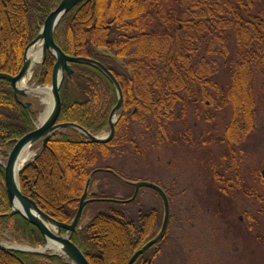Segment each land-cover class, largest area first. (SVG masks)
Returning <instances> with one entry per match:
<instances>
[{
	"label": "trees",
	"instance_id": "16d2710c",
	"mask_svg": "<svg viewBox=\"0 0 264 264\" xmlns=\"http://www.w3.org/2000/svg\"><path fill=\"white\" fill-rule=\"evenodd\" d=\"M60 2L0 0V73H19L26 47ZM53 39L66 56L100 63L115 78L123 97L109 143H87L82 135L67 129V134L53 135L38 157L20 171L21 193L60 223L69 224L74 218L90 173L111 170L98 167L99 158L111 156L130 123L145 125L156 132L158 140H165L167 125L162 123L176 118L175 106L183 107L186 101L197 106L215 98L204 106L229 108L224 132L228 145L240 143L254 127L255 94L259 91L264 97V0H84L60 20ZM54 65L55 59L47 54L36 83L50 85ZM220 65L229 74L222 89L211 81ZM70 68L72 73L65 76L59 90L57 123L75 124L98 135L108 129L116 91L97 69L78 64ZM35 117L33 110L16 102L10 84L0 80V155L5 157L16 140L34 130ZM99 177L116 179L109 173H96L92 186ZM92 204L102 209L77 228L71 242L89 264H127L145 242L138 225L128 223L123 212L125 206L136 209L135 202ZM10 211L0 164V240L44 246L40 232L20 215L8 216ZM144 254L134 264H142ZM0 264L65 263L55 256L0 249Z\"/></svg>",
	"mask_w": 264,
	"mask_h": 264
},
{
	"label": "rangeland",
	"instance_id": "374dc122",
	"mask_svg": "<svg viewBox=\"0 0 264 264\" xmlns=\"http://www.w3.org/2000/svg\"><path fill=\"white\" fill-rule=\"evenodd\" d=\"M38 73L39 66L35 76ZM34 78L26 88L41 86ZM211 79L224 88L229 81L227 68L220 65ZM27 94L24 101L33 104L37 126L46 105L41 98ZM213 99L197 106L186 101L184 112L182 105L175 106L176 118L162 123L167 125L165 140H158L156 132L145 125L130 123L111 156L99 158L98 167H108L126 181L156 182L167 191L169 220L154 264H264V97L259 91L255 94L254 127L234 146L224 136L230 110L205 107ZM107 133L105 129L98 136ZM39 150L40 144L31 148L33 157L25 165ZM9 153L0 155V164L6 163ZM93 187L108 200L129 198L133 191L113 178L99 177ZM141 190L145 191H140L134 205L147 202L159 209V202L145 198L150 191ZM98 206L91 204L84 220L102 209ZM123 209L128 220L138 221L133 206Z\"/></svg>",
	"mask_w": 264,
	"mask_h": 264
},
{
	"label": "water",
	"instance_id": "95a60500",
	"mask_svg": "<svg viewBox=\"0 0 264 264\" xmlns=\"http://www.w3.org/2000/svg\"><path fill=\"white\" fill-rule=\"evenodd\" d=\"M84 0H61V2L56 6V8L49 13L46 19L43 22L42 27L40 28V32L37 37L26 47L23 57V65L19 71V73L15 76H9L3 73H0V80L7 81L13 91L14 99L18 104L23 106L25 110H29L31 104L23 103L20 99H25L28 94V90L19 88V84L25 77L26 73L29 69V62L26 59L27 51L34 44L41 42L42 44V59L39 67L44 63L47 54H50L55 59V65L53 67L51 73V83L48 86H40L36 88H48L50 90L51 99H52V109L43 122V124L39 127H35L34 130L21 139L17 140L14 146L12 147L6 161V165L4 167V182H5V190L7 194V198L10 204L11 211L8 216L12 215H20L23 217L28 223L33 225L41 234L44 239L45 246L38 249H32L28 247H21L16 245H8L0 241V249L7 250L11 252L23 253V254H31V255H46V249L48 242H52L58 246L59 253H55L53 250L51 251V256H56L61 259H66L71 264H89L80 250L69 240L68 235L75 233V228L81 218L83 208L92 202H109L115 201L119 202V200H107V199H86L88 188L90 184V180L94 174L100 172H106L112 174L115 178L120 179L118 175H116L113 171L97 169L90 173L86 185L84 188L83 195L80 198V202L78 205L77 212L70 224L59 223L50 216L46 215L42 210H40L36 203L24 196L19 188L18 184V173L15 175L14 167L16 166L21 151L26 146H35L38 143H41V148L44 149L46 147L49 139L56 133L65 129H71L82 135L87 143L91 144H106L109 143L115 134L114 124L117 120L116 115L122 110L123 105V97L121 89L112 76V74L104 68L100 63L82 58V57H68L66 56L54 43L53 34L54 30L57 27L60 20L77 4ZM71 64L78 65H87L93 67L100 71L105 77L109 79L112 83L116 94H117V103L111 110L108 117V133L103 135L102 137L97 135H92L88 133L86 130L75 124H57V120L60 114V97L59 90L61 84L65 78V76H69L72 71L70 68ZM35 88V89H36ZM261 176L264 179V166L261 171ZM126 184L132 186L134 188V195L129 200L133 201L136 193L140 188H146L155 191L162 199L163 203V222L162 227L156 237L150 242L146 243L141 249H139L129 260L127 264H133V262L142 254H144L151 246L157 244L164 237V233L167 227L168 218H169V205L167 198L164 192L155 186L154 184L148 182H129L124 181ZM96 194H91V196H95ZM64 230L67 235L61 236L60 231ZM16 247H21L23 249H15ZM48 255V254H47Z\"/></svg>",
	"mask_w": 264,
	"mask_h": 264
},
{
	"label": "flooded vegetation",
	"instance_id": "af4514ba",
	"mask_svg": "<svg viewBox=\"0 0 264 264\" xmlns=\"http://www.w3.org/2000/svg\"><path fill=\"white\" fill-rule=\"evenodd\" d=\"M145 182H148V183H151V184H154L155 186H157L158 188H160L163 192H164V194L166 195V198H167V200H168V194H167V191L166 190H164V188L163 187H161V185H159V184H157L156 182H151V181H145ZM92 188V187H91ZM91 188H89L90 190L88 191V195H87V198L89 199L90 198V196H91V194H94V187L91 189ZM142 189V188H141ZM138 190V192L136 193V196H135V198H134V200L133 201H130L129 202V200L132 198V196L134 195V189H133V191H132V193H131V196L128 198V199H126V200H123V199H119V202H121V201H123V202H125L126 204H130V203H132V202H135V203H137V199H138V197H139V194H140V191L142 192V191H145V190ZM143 189H145V188H143ZM147 191L146 192H148V191H150V192H148V196L147 197H145L146 199L149 197H151V198H153V202L155 201L156 203L155 204H157V202H159L160 203V207H159V209H158V207L155 205V206H148L147 204H145V203H147V202H139V204H138V206H136V209L135 210H132V211H135L136 212V214H137V217H138V221H137V223H135V224H137L138 226V228H139V231H140V235H141V237L144 239V244L143 245H145L146 243H148V242H150L151 240H153L155 237H156V235L159 233V231H160V229H161V227H162V222H163V203H162V199H161V197L155 192V191H153V190H150V189H146ZM90 195V196H89ZM97 196V195H96ZM94 197L95 199H99V198H97V197ZM140 198V197H139ZM150 202H151V200H150ZM83 210H84V208H83ZM83 210H82V213H83ZM126 211L128 212V213H130L129 212V209H126ZM87 212V211H86ZM85 212V213H86ZM83 217H85V214L84 215H82L81 214V218H80V220H79V222H78V224H77V226H76V228H75V233H76V230H77V228L78 227H80V226H83V225H85V224H87L88 222H89V220H90V218H91V216L89 217V218H87V219H85L84 220V218ZM125 218H126V220H127V222L128 223H131L132 222V220H128V218H127V216L125 215ZM73 220V219H72ZM169 220V219H168ZM72 222V221H71ZM70 222V223H71ZM69 223V224H70ZM134 223V222H133ZM63 224H65V223H63ZM168 225V224H167ZM167 229V228H166ZM75 233H73V234H75ZM73 234H71V235H73ZM165 235H166V230H165V233H164V237H163V239L159 242V243H157V244H155V245H153V246H151L145 253H146V259H144V261L142 262V264H154L153 262L155 261V258H156V256L159 254V252H160V249H161V247H162V243H163V240L165 239ZM69 239H70V237H69ZM71 241V240H70ZM75 245V244H74ZM142 245V246H143ZM76 246V245H75ZM77 247V246H76ZM145 255V254H144Z\"/></svg>",
	"mask_w": 264,
	"mask_h": 264
},
{
	"label": "bare ground",
	"instance_id": "6f19581e",
	"mask_svg": "<svg viewBox=\"0 0 264 264\" xmlns=\"http://www.w3.org/2000/svg\"><path fill=\"white\" fill-rule=\"evenodd\" d=\"M42 53H43V50H42L41 42L34 44L32 47H30L28 49L26 59L29 62V69H28V72L26 73L25 77L23 78V80L19 84V88L26 89V90H28V92L32 93L33 96L41 98V102H43L46 105V110H45L44 114L41 115V117L38 119V124L36 127H39L43 124V122L46 120V118L48 117V115L52 109V99H51L50 90L48 88H36V89L35 88H32V89L26 88L27 82L32 81L33 78L35 77V70L37 69L38 65L41 62ZM32 157H33V153L31 152V147L26 146L21 151L18 162H17L16 166L14 167L15 175ZM141 182H145V181H141ZM14 248L15 249H23L21 247H16V246H14ZM45 249L46 250H53L55 253H59L58 246L52 242H48ZM134 262H133V264H134Z\"/></svg>",
	"mask_w": 264,
	"mask_h": 264
}]
</instances>
